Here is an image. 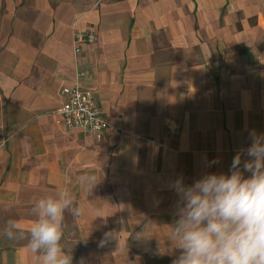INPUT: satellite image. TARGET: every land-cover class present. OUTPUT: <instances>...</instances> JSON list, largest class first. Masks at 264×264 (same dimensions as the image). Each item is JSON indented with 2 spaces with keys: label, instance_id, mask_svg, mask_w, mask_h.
<instances>
[{
  "label": "crops",
  "instance_id": "obj_1",
  "mask_svg": "<svg viewBox=\"0 0 264 264\" xmlns=\"http://www.w3.org/2000/svg\"><path fill=\"white\" fill-rule=\"evenodd\" d=\"M77 28L96 40L75 55ZM76 70L110 123L100 139L56 114ZM0 129V264H39L2 233L60 191L81 208L64 214L73 264H172L171 185L227 173L264 133V0H0ZM108 232L119 243L100 247Z\"/></svg>",
  "mask_w": 264,
  "mask_h": 264
},
{
  "label": "clouds",
  "instance_id": "obj_2",
  "mask_svg": "<svg viewBox=\"0 0 264 264\" xmlns=\"http://www.w3.org/2000/svg\"><path fill=\"white\" fill-rule=\"evenodd\" d=\"M248 135L251 143L236 153L227 173L208 172L190 185L182 178L171 185L178 197L170 235L178 255L172 264H264V133L253 129ZM99 181L95 175L80 177L89 191ZM66 211L81 214L67 191L39 198L33 205L36 222L25 231L9 220L2 235L27 240L39 264H73L62 246ZM113 240L119 243L117 233H105L99 246Z\"/></svg>",
  "mask_w": 264,
  "mask_h": 264
},
{
  "label": "built area",
  "instance_id": "obj_3",
  "mask_svg": "<svg viewBox=\"0 0 264 264\" xmlns=\"http://www.w3.org/2000/svg\"><path fill=\"white\" fill-rule=\"evenodd\" d=\"M95 40L96 37L91 30L75 29L72 39L73 53L78 54L82 44L93 43ZM75 77L74 84L62 88L64 101L56 110V114L67 129H79L100 139L102 132L110 126V123L105 118L103 108L95 94L79 82L80 79L87 77V73L76 70ZM4 141L3 132L0 129V148Z\"/></svg>",
  "mask_w": 264,
  "mask_h": 264
}]
</instances>
